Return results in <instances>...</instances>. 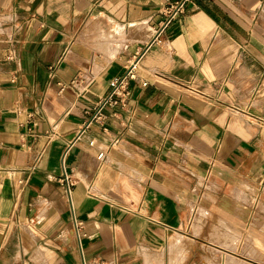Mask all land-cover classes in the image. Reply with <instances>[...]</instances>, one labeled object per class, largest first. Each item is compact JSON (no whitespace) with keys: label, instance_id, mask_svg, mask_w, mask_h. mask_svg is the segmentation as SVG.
<instances>
[{"label":"crops","instance_id":"1","mask_svg":"<svg viewBox=\"0 0 264 264\" xmlns=\"http://www.w3.org/2000/svg\"><path fill=\"white\" fill-rule=\"evenodd\" d=\"M176 1L0 0V264H264V0Z\"/></svg>","mask_w":264,"mask_h":264},{"label":"built area","instance_id":"2","mask_svg":"<svg viewBox=\"0 0 264 264\" xmlns=\"http://www.w3.org/2000/svg\"><path fill=\"white\" fill-rule=\"evenodd\" d=\"M194 0H178L175 3L170 5L169 17L172 19L178 14L184 12L185 7L188 3L193 2ZM136 79V73L134 72V66L129 67L126 74L116 78L112 82V91L104 100H102L97 106L94 108V113L91 117V122H97L102 124L105 119L104 108L107 105L110 106H122L128 96H129V85L131 80ZM144 85H147V82H143ZM66 184L67 194L72 198L73 187L75 182L65 173V177L63 179ZM75 226L77 235L82 237L84 235L83 224L82 222L75 219ZM82 264H120L119 260L116 258H93L88 259L85 256L82 258Z\"/></svg>","mask_w":264,"mask_h":264},{"label":"rangeland","instance_id":"3","mask_svg":"<svg viewBox=\"0 0 264 264\" xmlns=\"http://www.w3.org/2000/svg\"><path fill=\"white\" fill-rule=\"evenodd\" d=\"M6 18H4L5 20ZM192 220L189 219L187 225L184 227V235L186 238V247L189 248H219L216 245L223 246L224 248H234V246H230L226 242L220 243L217 238H215V232L217 229H220L217 218L212 216H208L203 222V230L198 232V234L194 233V230L190 227ZM213 230L212 234H210V230ZM205 230L208 231L207 236H205ZM234 241V240H233ZM211 242V243H209ZM214 250V249H212ZM223 253H219L221 256Z\"/></svg>","mask_w":264,"mask_h":264},{"label":"bare ground","instance_id":"4","mask_svg":"<svg viewBox=\"0 0 264 264\" xmlns=\"http://www.w3.org/2000/svg\"><path fill=\"white\" fill-rule=\"evenodd\" d=\"M132 31H133V33H132L133 35L131 37H134V38L137 37L138 39L139 38L140 39L144 38L145 33H144V28L142 27V25H136L135 27H133V30ZM122 47H124V46L121 45L120 47L117 48L116 51H118ZM114 55H116V53ZM218 239H219V241L222 240V239L223 240H225V239L226 240H229V238H227V237L226 238H223L222 236H219Z\"/></svg>","mask_w":264,"mask_h":264}]
</instances>
